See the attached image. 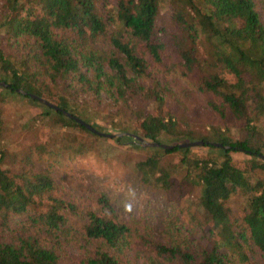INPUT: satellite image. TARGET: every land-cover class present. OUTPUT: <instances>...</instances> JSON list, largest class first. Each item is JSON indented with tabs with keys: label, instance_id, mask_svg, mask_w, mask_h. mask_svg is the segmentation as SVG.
Returning a JSON list of instances; mask_svg holds the SVG:
<instances>
[{
	"label": "trees",
	"instance_id": "1",
	"mask_svg": "<svg viewBox=\"0 0 264 264\" xmlns=\"http://www.w3.org/2000/svg\"><path fill=\"white\" fill-rule=\"evenodd\" d=\"M260 11L264 0H0V264H264V179L231 155L264 171ZM28 105L38 112L27 130L63 139L21 147L22 125L4 110ZM70 130L151 153L134 171L172 195L160 233L106 194L87 201L60 187L53 147L84 154L92 144ZM132 136L173 148H143ZM194 141L204 144L179 147Z\"/></svg>",
	"mask_w": 264,
	"mask_h": 264
},
{
	"label": "rangeland",
	"instance_id": "2",
	"mask_svg": "<svg viewBox=\"0 0 264 264\" xmlns=\"http://www.w3.org/2000/svg\"><path fill=\"white\" fill-rule=\"evenodd\" d=\"M260 15L264 21V12L260 11ZM168 17L167 10L161 14L158 26L168 25ZM169 54H172L171 50ZM103 106L102 110L107 116L106 122L110 126L112 122H116L113 114L115 109L108 101H105ZM37 112L38 109L31 105L4 110V116L11 126L22 125L20 129H16L15 137L23 148L41 141H47L50 145L53 141L63 139L57 131L52 137L47 136V130L42 127L32 131L27 130L26 122L35 117ZM173 113L182 117L176 109H173ZM229 129L234 138H237L238 126L233 121L229 122ZM70 133L76 140H85L92 144L89 151L84 154L77 153L68 142H64L65 148L53 147L60 153L54 167V177L61 184L60 187L77 198L87 201L96 195L106 194L124 217L135 218L153 233H160L171 211L172 195L143 186L134 171V163L149 157L151 153L133 149L129 145H117L110 139L93 142L86 133L77 130H70ZM116 133L112 130L111 134L116 135ZM192 150L196 151L193 147ZM198 152L202 153V151ZM231 155L248 177L264 179V171L249 161L248 156L240 152H233Z\"/></svg>",
	"mask_w": 264,
	"mask_h": 264
},
{
	"label": "water",
	"instance_id": "3",
	"mask_svg": "<svg viewBox=\"0 0 264 264\" xmlns=\"http://www.w3.org/2000/svg\"><path fill=\"white\" fill-rule=\"evenodd\" d=\"M0 85H4V84H0ZM19 93L23 94V95H26L25 92L21 91V90H18ZM30 98L32 99H36L39 103L49 107V108H52L56 111H60L61 109H59L57 106L53 105L52 103L48 102L47 100L45 99H42V98H39L35 95H32L30 94L29 95ZM62 113L70 118V119H73L75 120L77 123H79L80 125L84 126L86 129H88L89 131H91L92 133L96 134V135H99V136H102V137H105V138H115L117 137L116 135H110V134H104V133H100L98 131H96L95 129H93L90 125L86 124L85 122H83L82 120L80 119H77L76 117H74L73 115L67 113L66 111H63L61 110ZM137 144L143 148H162L164 150H169V149H172L173 146H169V145H165V144H159V143H156V142H148L146 141L145 139H143L142 137H138V136H132ZM203 142L201 141H194V142H186V143H182L179 145L180 148H192V147H196V146H203ZM215 146H220V145H217V144H214ZM260 157L264 160V155H260Z\"/></svg>",
	"mask_w": 264,
	"mask_h": 264
}]
</instances>
